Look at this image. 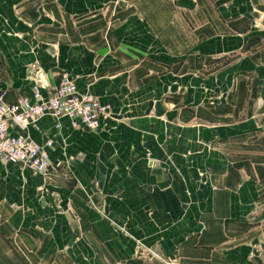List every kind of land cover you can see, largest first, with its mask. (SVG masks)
Masks as SVG:
<instances>
[{
  "label": "crops",
  "instance_id": "0c3cea01",
  "mask_svg": "<svg viewBox=\"0 0 264 264\" xmlns=\"http://www.w3.org/2000/svg\"><path fill=\"white\" fill-rule=\"evenodd\" d=\"M64 72L110 118L10 124L70 176L0 160V264H264V0H0L6 100Z\"/></svg>",
  "mask_w": 264,
  "mask_h": 264
},
{
  "label": "built area",
  "instance_id": "2783aa9c",
  "mask_svg": "<svg viewBox=\"0 0 264 264\" xmlns=\"http://www.w3.org/2000/svg\"><path fill=\"white\" fill-rule=\"evenodd\" d=\"M35 90L29 96L8 102L0 93V160L30 169L34 174L52 180L53 171L61 167L50 158L52 141L39 145L32 140L13 134L10 124L24 130L44 116L68 118L74 128L84 126L90 130L100 128L101 121L110 118V107L90 93H80L72 77L64 72L57 83ZM59 124L55 129H59Z\"/></svg>",
  "mask_w": 264,
  "mask_h": 264
},
{
  "label": "rangeland",
  "instance_id": "374dc122",
  "mask_svg": "<svg viewBox=\"0 0 264 264\" xmlns=\"http://www.w3.org/2000/svg\"><path fill=\"white\" fill-rule=\"evenodd\" d=\"M58 176L69 178L70 173L67 171L66 166L61 165V167L58 170L52 172V175L50 177L53 178L54 180ZM49 182H51V180H49ZM165 260L167 261V264H177L178 263L177 261H175L176 259H165Z\"/></svg>",
  "mask_w": 264,
  "mask_h": 264
}]
</instances>
